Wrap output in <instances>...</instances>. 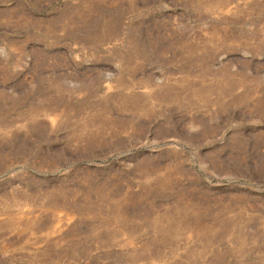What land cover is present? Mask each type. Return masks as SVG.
Wrapping results in <instances>:
<instances>
[{
	"label": "rangeland",
	"instance_id": "374dc122",
	"mask_svg": "<svg viewBox=\"0 0 264 264\" xmlns=\"http://www.w3.org/2000/svg\"><path fill=\"white\" fill-rule=\"evenodd\" d=\"M0 264H264V0H0Z\"/></svg>",
	"mask_w": 264,
	"mask_h": 264
},
{
	"label": "bare ground",
	"instance_id": "6f19581e",
	"mask_svg": "<svg viewBox=\"0 0 264 264\" xmlns=\"http://www.w3.org/2000/svg\"><path fill=\"white\" fill-rule=\"evenodd\" d=\"M13 222H15V221H13Z\"/></svg>",
	"mask_w": 264,
	"mask_h": 264
}]
</instances>
